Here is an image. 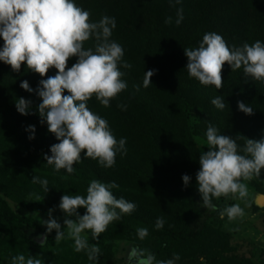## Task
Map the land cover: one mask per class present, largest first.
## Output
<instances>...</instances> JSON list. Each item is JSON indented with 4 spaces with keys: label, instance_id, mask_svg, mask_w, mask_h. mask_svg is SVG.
Returning <instances> with one entry per match:
<instances>
[{
    "label": "trees",
    "instance_id": "16d2710c",
    "mask_svg": "<svg viewBox=\"0 0 264 264\" xmlns=\"http://www.w3.org/2000/svg\"><path fill=\"white\" fill-rule=\"evenodd\" d=\"M84 10L91 12L90 20L98 21L102 15L115 17L117 27L111 39L124 48V60L133 67L120 68L125 75L127 89L103 107L93 96L88 107L107 119L117 138H126L127 153H117L116 164L111 169L85 158L74 164L75 171L57 172L48 165L44 156H51L50 148L59 143L48 131L47 123H41L38 106L42 102L36 93L41 79L55 76L50 68L44 77L27 68L13 71L10 65L0 61V264H10L12 256L24 254L39 257L43 264H93L85 252H75L74 241L64 239L55 243L56 232L42 237L47 229H40L30 217L14 213L6 202L29 205L42 197L41 203L52 214L66 217L59 209L63 195H85L92 179L104 183L115 181L118 189H112L119 198L137 205L130 215L112 222L97 239L90 231L89 244H98L101 250L97 264H114L117 241H126L149 249L157 260L181 257L176 264H253L250 258L235 254L230 235L213 225L219 219L218 212L202 207L196 173L200 169L196 138L206 143L205 132L209 123L219 134L235 139L242 135L249 139H264V83L246 78L242 69L232 72L225 63L222 69L223 87L204 86L190 78L184 48L199 46L206 32L223 36L229 47L264 42V0H181L175 7L169 0H73ZM184 9V20L175 25L177 8ZM173 17V24H165V18ZM94 41L85 42V48ZM4 41L0 38V49ZM77 60L68 61L71 67ZM155 70L148 88L143 87L144 73ZM27 81L33 91L20 87ZM133 85H140L136 91ZM64 95H70L67 90ZM220 95L227 107L217 109L211 100ZM19 98L30 100L28 115L16 109ZM241 101L253 108L252 115L238 110ZM126 105V110L117 107ZM35 127L33 135L27 129ZM243 147L244 140L238 139ZM48 180L49 190L44 193L39 184L31 182L33 176ZM191 179L184 185L182 176ZM257 193H264V169L259 177ZM213 203L217 205L216 199ZM218 206V205H217ZM254 209L256 207L252 205ZM82 216L86 209L79 208ZM164 217L162 229L156 230L158 217ZM138 227H147L149 236L141 241L135 234Z\"/></svg>",
    "mask_w": 264,
    "mask_h": 264
},
{
    "label": "clouds",
    "instance_id": "9594fccd",
    "mask_svg": "<svg viewBox=\"0 0 264 264\" xmlns=\"http://www.w3.org/2000/svg\"><path fill=\"white\" fill-rule=\"evenodd\" d=\"M181 0H169V6L175 7ZM184 9L177 8L175 25L184 20ZM91 12L77 6L73 0H0V38L3 48L0 49V61L10 65L13 71H19L26 62L27 68L44 77L50 68H55L57 74L41 79L36 89L41 103L38 106L41 123H47L49 133L53 134L59 143L50 148L51 156H44L48 165H53L59 172L65 169L72 174L74 164L85 158H91L105 169H111L116 164L117 153H127L126 138L117 140L107 119L91 111L87 102L95 96L105 108L111 106V101L127 89L125 75L120 68L131 69L133 65L124 60V48L112 40L113 30L117 27L115 17L102 15L98 21H91ZM165 24H173V17L165 18ZM93 40L91 47L85 48V42ZM188 63L186 66L190 78H195L201 85H214L217 90L223 87L222 69L227 63L232 72L242 69L246 78L264 83V42L243 43L241 46L229 47L226 40L216 32H206L196 48H184ZM77 57L76 62L68 67V61ZM155 70L144 73L143 87L148 88ZM20 87L25 91L33 89L25 80ZM136 91L140 85H133ZM67 90L70 95H64ZM217 109L227 107L220 95L211 100ZM30 100L19 98L16 109L21 115H28ZM238 110L246 115L253 114V108L238 101ZM123 110L126 105L118 104ZM33 135L35 127L27 129ZM209 151L200 155V169L196 173L198 191L202 198V207L212 212H218L219 218H227L229 224L241 220L245 216V208H250L255 202L264 204V193L250 190L248 183L259 180L261 169H264V139L254 140L237 135L235 139L219 134L218 129L208 124L205 132ZM243 139L244 145H238L237 140ZM188 175H183L185 186L190 182ZM31 182L39 184L44 193L49 190L48 180L33 176ZM119 185L92 179L85 195H63L59 209L66 217L65 230L52 217L41 221L47 231L39 239L43 240L41 247L47 243V235L55 230V243L64 239L74 241L75 252H85L89 261L97 264L101 250L98 244H89L86 231L97 239L108 226L125 214H131L137 205L123 196L117 198L112 189ZM238 200L243 202L225 205L222 209L213 203V198ZM42 200V197H38ZM79 208L86 209L82 216ZM164 217H158L156 230L163 228ZM227 227V225H226ZM238 231L239 229H229ZM136 236L143 241L149 236L147 227L135 229ZM181 259L178 253L172 258L157 260L147 248L131 246L127 253V264H176ZM201 264L204 258L200 257ZM10 264H43L41 258L25 256L20 253L12 256Z\"/></svg>",
    "mask_w": 264,
    "mask_h": 264
},
{
    "label": "rangeland",
    "instance_id": "374dc122",
    "mask_svg": "<svg viewBox=\"0 0 264 264\" xmlns=\"http://www.w3.org/2000/svg\"><path fill=\"white\" fill-rule=\"evenodd\" d=\"M196 145L201 155L204 152L209 151L207 143L201 138H196ZM249 185L250 190H254L255 183L260 185V182L253 180L246 182ZM264 187V186H262ZM7 204L11 210L21 216L30 217L33 222L40 228L46 229L42 225L41 221H46L49 218V210L43 206L40 200L33 202L29 205L25 202L23 205H18L10 200L6 199ZM219 208H223L226 204L231 205L234 203H240L241 207H244L243 202L232 199H225L221 197L219 200L216 199ZM250 208H245V216L241 220H237L231 224L228 223L227 218L224 220L213 219L211 222L213 225H218L220 222V229L230 235V244L235 249V254L238 256H244L251 259L253 264H264V204L257 205L255 202ZM52 217L61 224V230H65L64 218L55 216ZM227 225V227H226ZM239 229L238 231H230L229 229ZM88 240H91L90 236ZM115 249V255L113 256L114 264H127V253L130 250V244L126 241H117L113 244Z\"/></svg>",
    "mask_w": 264,
    "mask_h": 264
}]
</instances>
